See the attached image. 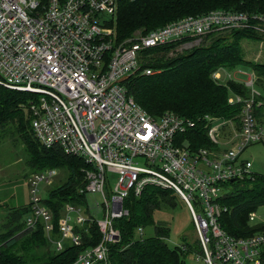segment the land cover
Masks as SVG:
<instances>
[{"label": "built area", "instance_id": "obj_1", "mask_svg": "<svg viewBox=\"0 0 264 264\" xmlns=\"http://www.w3.org/2000/svg\"><path fill=\"white\" fill-rule=\"evenodd\" d=\"M131 1L0 0V86L30 95L26 104L30 129L41 146H57L89 165L80 190L87 196V213L82 206L66 203L57 222L60 238L51 239V244L57 252L66 240L78 245L74 226L94 222L101 234L99 243L71 264H109V245L120 238L114 220L128 215L124 200L153 187L173 192L188 207L204 264H262L264 231L237 238L219 223L227 211L219 202L229 191L226 185L251 174L264 176L243 157L248 147L264 146V118L258 120L254 113L261 105L252 90L254 73L244 84L248 98L231 93L227 100L242 105L235 142L227 149L218 148L217 118L204 117L213 149H193L187 135L196 127L195 120L173 112L151 116L124 82L154 74L143 68L147 49L232 30H249L264 39V15L214 10L116 44L107 23L116 18L120 5ZM221 71L213 73L214 80H220ZM107 172L118 175L112 187ZM56 174L55 169L33 173L27 182L31 216L25 227L32 230L40 221L47 236L53 231L52 214L43 205L41 192ZM95 194L101 203L90 201ZM249 221L254 224V213ZM137 234L142 236L143 230Z\"/></svg>", "mask_w": 264, "mask_h": 264}, {"label": "trees", "instance_id": "obj_2", "mask_svg": "<svg viewBox=\"0 0 264 264\" xmlns=\"http://www.w3.org/2000/svg\"><path fill=\"white\" fill-rule=\"evenodd\" d=\"M214 10L264 15V0H133L120 5L110 28L114 32L115 43L120 44L136 34H145L183 18L201 16ZM223 32H229L235 38L259 37L249 30ZM237 45V41H232L230 37H218L208 45L192 47L174 58L160 54L169 48L147 49L143 53L147 60L143 68L160 71L150 76L130 77L124 83L136 103L151 116L160 117L166 112H173L195 120L196 127L187 135V140L193 149L211 148L213 144L203 127L204 117L233 118L238 123L237 116L242 105H230L227 100L231 93L248 98L246 87L230 80L225 85L218 84L219 81L212 77L213 73L220 67L250 66L263 85L260 89L264 91V65L244 64ZM29 99L30 95L26 92L0 86L1 136L14 135L25 146L31 174L55 169L65 171L67 178L58 187L50 188L42 200L52 214L53 231L49 236L44 233L40 221L32 230L25 227V219L31 216L28 199L22 206H0V215L5 213L0 218V264H71L79 254L99 243L101 234L94 222L74 226L75 234L80 237L78 245L66 240L63 249L58 252L47 249L51 239L60 238L57 222L66 203L82 206L87 213V196L80 190L86 184L84 175L89 165L80 158L65 154L57 146L45 148L36 141L30 129V114L25 110ZM258 99L262 104L255 108L254 113L258 120H262L264 98L255 97L256 103ZM227 186L228 193L219 199L220 204L227 208L219 218L221 228L237 238L263 232L264 225L255 221L251 224L249 214L264 205V176L251 174ZM174 198L169 190L147 187L138 197L130 194L124 200L123 207L128 215L114 220L120 238L109 245V264H186L185 257L189 253H200L198 242L193 249L185 239L183 246H169L166 242L169 227L155 222L153 218L154 212L162 206L172 208ZM149 227L153 228L152 235H137L138 229L144 231ZM260 257L264 264V248Z\"/></svg>", "mask_w": 264, "mask_h": 264}, {"label": "rangeland", "instance_id": "obj_3", "mask_svg": "<svg viewBox=\"0 0 264 264\" xmlns=\"http://www.w3.org/2000/svg\"><path fill=\"white\" fill-rule=\"evenodd\" d=\"M110 22L107 23V26ZM221 37H230L232 41H237L238 48H240V54L243 59L244 64H258L264 65V39H249V38H235L231 36L229 32H215L205 37L199 38L197 40H181L171 44H168L162 48H169L166 51H161L160 54H164L165 57L174 58L178 55H182L188 52L192 47H202L203 44H210L214 39ZM152 55V53H151ZM143 62H147L146 56L143 58ZM154 73H158L160 70L152 69ZM220 82L218 84H226V76H232L231 80L237 82L238 84L244 86L248 79L253 75V71L250 66L237 65L232 68L220 67ZM228 74V75H226ZM256 76V74L254 73ZM262 78V77H261ZM264 79V78H262ZM256 85L253 89L260 98H264V91L261 90L262 83H259L256 76ZM261 88V89H260ZM250 95V91L248 90ZM258 103L262 104L261 100H257ZM26 110V109H25ZM216 129L218 130L217 141L219 144V149H227L233 145L235 133L238 123H236L233 118L222 119L217 118L214 123ZM209 141L212 143L211 139L207 135ZM213 144V143H212ZM214 145L211 148L212 150ZM243 157L251 161L252 169L258 173H264V146L263 145H253L248 147L244 153ZM31 174V168L28 166V154L26 152L25 146L16 140L14 135H6L3 137L0 133V206L6 205L7 207L22 206L27 202V178ZM67 178V173L63 170H58L56 177L52 181L51 185L43 186L41 197H46L47 192L50 188L58 187ZM118 175L112 172L106 173V181L110 187L117 183ZM171 194L174 198V206H162L161 209L157 210L153 214L155 222L159 224H165L169 227V238L166 240L167 244L171 247L181 246L184 244V239L191 243L193 249L197 247L195 245L196 236L194 234V226L191 218L190 211L186 204L178 198L173 192ZM90 201L101 203L102 198L99 194H95L89 197ZM1 208V207H0ZM5 213L0 215V218L4 216ZM100 218L101 216L98 215ZM254 218L256 223L264 222V205L259 206L254 211ZM153 234V228L149 227L143 231L144 236H149ZM138 235V234H137ZM139 236V235H138ZM48 251H55L54 247L50 244L47 249ZM199 258V260H196ZM186 264H204L199 257V254L195 252L189 253L185 257Z\"/></svg>", "mask_w": 264, "mask_h": 264}, {"label": "crops", "instance_id": "obj_4", "mask_svg": "<svg viewBox=\"0 0 264 264\" xmlns=\"http://www.w3.org/2000/svg\"><path fill=\"white\" fill-rule=\"evenodd\" d=\"M230 96V95H229ZM28 179H29V176H28V178H27V182H28Z\"/></svg>", "mask_w": 264, "mask_h": 264}, {"label": "bare ground", "instance_id": "obj_5", "mask_svg": "<svg viewBox=\"0 0 264 264\" xmlns=\"http://www.w3.org/2000/svg\"><path fill=\"white\" fill-rule=\"evenodd\" d=\"M214 127H215V125H214ZM182 201V200H181Z\"/></svg>", "mask_w": 264, "mask_h": 264}]
</instances>
